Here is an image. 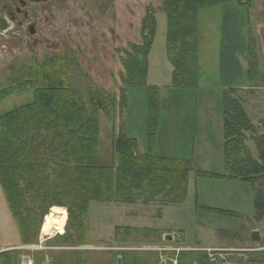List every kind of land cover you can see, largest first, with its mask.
Segmentation results:
<instances>
[{
    "label": "rangeland",
    "instance_id": "obj_1",
    "mask_svg": "<svg viewBox=\"0 0 264 264\" xmlns=\"http://www.w3.org/2000/svg\"><path fill=\"white\" fill-rule=\"evenodd\" d=\"M161 4L162 0H49L43 5L29 7V19L22 32L15 28L0 35L1 89L9 88L21 79L24 69L38 63L52 64L60 58L70 68V86L82 95H86L92 86L119 95L120 76L124 72L123 51L131 44L141 43L142 21L147 10L155 8L159 27L150 54L148 86L157 87L161 94L162 116L156 134V154L168 159L191 160L194 166L189 176L186 202L178 206H166L161 199L149 204L138 201L134 205L93 200L82 219L75 196L65 193L59 200L61 206L49 207L43 199L45 187L40 192L37 188L36 195L35 191L27 193L19 211L29 219V243L23 241L7 202L0 200V253L7 248L4 247L5 239L12 240L14 232L17 244L3 252L14 251L16 264H107L109 259L113 264H134V255L152 257L155 254L160 256L158 264H173L174 261L178 264H211V254L225 257L230 264H264V221L256 219L252 185L197 176V172L225 175L223 92L237 84L235 74L241 84V74L230 64L224 70L209 67L206 70L208 79L206 81V76L203 79L205 84L212 86L173 88V68L168 63L165 45L167 21L159 11ZM246 15V42L239 48L238 63L248 67L251 58L247 39L251 35L261 79L256 86L248 83L245 88L235 89L250 121L257 127L256 135L264 136V0H252ZM33 24L35 33L31 34L28 27ZM33 100V91L3 100L0 117ZM119 119L120 116L115 124L110 123L105 114L100 113L98 165L101 167L112 165V142L114 131H119ZM147 120V89L130 88L125 129L127 137L137 140L141 154L148 149ZM246 136L253 158L258 159L253 136L250 133ZM43 151L46 152L47 147ZM53 157H47L48 161L58 156ZM43 172L40 175H45ZM263 182V179L259 180L257 186ZM26 185L27 181L20 179L23 190ZM66 189L73 191L69 186ZM3 195L5 197L4 192ZM59 207L68 217L65 233L42 236V226L53 209ZM204 208L226 214L211 213ZM54 215L59 216L56 212ZM116 227L157 228L160 233H145L139 236V242L122 243L114 240ZM254 231L260 234L259 242L251 241ZM161 233L164 234L162 242ZM166 235H171L173 240L164 241Z\"/></svg>",
    "mask_w": 264,
    "mask_h": 264
},
{
    "label": "trees",
    "instance_id": "obj_2",
    "mask_svg": "<svg viewBox=\"0 0 264 264\" xmlns=\"http://www.w3.org/2000/svg\"><path fill=\"white\" fill-rule=\"evenodd\" d=\"M231 1H236L245 10L252 5V0H162L159 11L167 21L165 45L168 63L173 68V88L195 89L199 86V9ZM155 11V8H149L144 16L141 43L131 44L123 51L124 72L120 76L122 87L119 95H111L95 86L82 95L70 86V68L60 58L52 64L38 63L24 69L22 78L11 87L0 88V102L28 91L34 93L32 103L0 117V184L25 243L30 242L31 229L29 219L19 211L27 193L35 191L36 195L37 188L40 192L45 187L43 199L49 207L61 206L59 200L63 195L75 196L82 219L93 200L134 205L138 201L149 204L161 199L166 206L186 202L189 176L194 171L193 162L156 154V134L162 116L161 94L157 87L148 86L150 54L159 27ZM247 40L251 58L246 67L247 76L249 83L256 86L261 76L255 61V41L251 35ZM130 88H146L148 92V149L145 154L139 152L137 140L126 135L124 117ZM237 94L235 88L223 92L225 175L197 172V176L251 184L256 219L264 221V182L257 186L259 180H264V136L256 135L257 127L250 121ZM101 112L114 124L120 116L119 131L115 130L113 136L110 167L98 165ZM247 133L253 136L258 159L253 158L247 146ZM45 147L46 152L43 151ZM51 155L58 157L49 162L47 157ZM40 170H44L45 175H40ZM20 179L27 181L25 190L20 187ZM68 186L73 191L68 192ZM204 210L226 214L211 208ZM158 232L156 229L116 227L114 240L139 242L140 235ZM163 236L161 233V242ZM159 258L156 254L152 257L134 255V264H158ZM109 260L107 264H113L112 259ZM0 264H16L14 251L0 253Z\"/></svg>",
    "mask_w": 264,
    "mask_h": 264
},
{
    "label": "crops",
    "instance_id": "obj_3",
    "mask_svg": "<svg viewBox=\"0 0 264 264\" xmlns=\"http://www.w3.org/2000/svg\"><path fill=\"white\" fill-rule=\"evenodd\" d=\"M198 68L199 86H212L204 83L208 79L207 68L219 67L223 69L227 64L233 65L235 72L239 70L242 82L233 85V88H245L248 81L246 67L238 63L239 48L246 42L247 15L243 6L236 1L221 3L215 6L201 8L198 11ZM224 70V69H223ZM222 70V71H223ZM212 74V73H210ZM197 88V89H198ZM0 200L5 202V197L0 186ZM12 229V227H10ZM157 229V228H154ZM14 231V227H13ZM12 233V231H11ZM12 240L5 239L4 247L1 252L13 249L16 241V234L13 232ZM18 239V238H17ZM10 241V242H7Z\"/></svg>",
    "mask_w": 264,
    "mask_h": 264
},
{
    "label": "flooded vegetation",
    "instance_id": "obj_4",
    "mask_svg": "<svg viewBox=\"0 0 264 264\" xmlns=\"http://www.w3.org/2000/svg\"><path fill=\"white\" fill-rule=\"evenodd\" d=\"M0 27L8 26L10 30L17 29L22 32L24 23L29 19V7L34 4H45L33 0H0ZM49 2V1H48ZM9 31V30H8ZM7 31V32H8ZM31 34L35 33V25L28 27ZM6 32V33H7Z\"/></svg>",
    "mask_w": 264,
    "mask_h": 264
},
{
    "label": "bare ground",
    "instance_id": "obj_5",
    "mask_svg": "<svg viewBox=\"0 0 264 264\" xmlns=\"http://www.w3.org/2000/svg\"><path fill=\"white\" fill-rule=\"evenodd\" d=\"M56 213L59 216L54 215ZM67 214L62 208H54L50 218L45 221V224L42 226L41 232L42 236H51L53 232H57L60 235L65 233Z\"/></svg>",
    "mask_w": 264,
    "mask_h": 264
},
{
    "label": "water",
    "instance_id": "obj_6",
    "mask_svg": "<svg viewBox=\"0 0 264 264\" xmlns=\"http://www.w3.org/2000/svg\"><path fill=\"white\" fill-rule=\"evenodd\" d=\"M33 1H35V0H33ZM36 1H38V2H48L49 0H36ZM8 30H10V27H8V26L0 27V35H4ZM260 239H261V237H260L259 232L254 231V232L251 233V241L259 242ZM172 240H173V237L171 235H166L164 237V241H166V242H170Z\"/></svg>",
    "mask_w": 264,
    "mask_h": 264
},
{
    "label": "built area",
    "instance_id": "obj_7",
    "mask_svg": "<svg viewBox=\"0 0 264 264\" xmlns=\"http://www.w3.org/2000/svg\"><path fill=\"white\" fill-rule=\"evenodd\" d=\"M209 262L211 264H230L228 260H226L225 257L218 255V254H211L209 256ZM161 264H166L165 262H162ZM173 264H178L177 261H174Z\"/></svg>",
    "mask_w": 264,
    "mask_h": 264
}]
</instances>
